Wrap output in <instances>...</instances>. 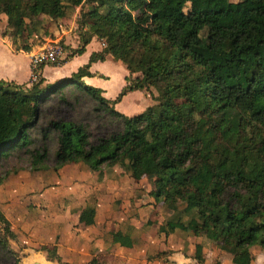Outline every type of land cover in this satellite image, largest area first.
<instances>
[{
	"label": "trees",
	"instance_id": "16d2710c",
	"mask_svg": "<svg viewBox=\"0 0 264 264\" xmlns=\"http://www.w3.org/2000/svg\"><path fill=\"white\" fill-rule=\"evenodd\" d=\"M78 6L86 30L73 55L93 36L107 45L53 83L42 76L31 85L0 80V160L24 153L47 173L54 142L56 170L83 163L103 175L121 165L137 198L146 192L166 207L169 231L198 239L201 261L213 247L230 253L232 264H255L252 248H264V0H0V26L17 50L29 51V40L53 36L49 24ZM109 55L130 72L115 99L83 80ZM133 90L154 103L128 116L115 105ZM60 106L88 109L64 119L54 114ZM73 213L83 228L96 222L94 205ZM0 221V264H20L10 243L16 234L1 211ZM138 233L124 221L105 238L133 248L145 236ZM108 262L93 257L88 264Z\"/></svg>",
	"mask_w": 264,
	"mask_h": 264
},
{
	"label": "rangeland",
	"instance_id": "374dc122",
	"mask_svg": "<svg viewBox=\"0 0 264 264\" xmlns=\"http://www.w3.org/2000/svg\"><path fill=\"white\" fill-rule=\"evenodd\" d=\"M227 1L231 4L238 0ZM78 8L81 12L82 8ZM68 13L67 17H72L75 10ZM56 25L51 23L49 27L53 30ZM32 41L29 40L34 50L43 44L40 40L36 43ZM48 74L52 75L53 71H48ZM56 109L55 116L71 119L88 108L84 106L74 111L60 106ZM48 145L50 158L46 162L47 173L45 170H34L29 156L24 153L0 160V211L14 223L25 221L22 231L15 229L16 238L10 240L11 247L17 250L14 249L20 264H88L93 257L113 264H232L230 253L214 248L204 252L203 261L197 258L194 251L196 239L185 231H169L164 223L168 215L166 207L155 204L146 192L141 193V199L136 197V193L131 199L134 193L131 188L112 187L116 181H111L103 194V181L87 174L84 170L89 168L83 163L66 164L56 170L54 156L57 144L49 142ZM105 174H99L101 180H105ZM96 190L99 194L97 221L94 227L85 230L75 224L69 210L81 203L97 207ZM83 197L87 198L85 202ZM129 214L132 218H128ZM104 215H113L108 224L111 229L119 228L117 223L121 225L124 221L133 224L139 229L137 235H145L141 244L125 248L106 241L100 224ZM117 218H123V221L119 222ZM148 221H151V226L146 232ZM25 241L32 242L31 247L36 251L27 254L18 252L26 246ZM34 241L39 244H33ZM46 248L60 253L63 262L50 259ZM160 251H169L170 255L161 258L158 256ZM252 252L256 257L255 264H264V248L255 247ZM5 264L12 262L6 261Z\"/></svg>",
	"mask_w": 264,
	"mask_h": 264
},
{
	"label": "crops",
	"instance_id": "0c3cea01",
	"mask_svg": "<svg viewBox=\"0 0 264 264\" xmlns=\"http://www.w3.org/2000/svg\"><path fill=\"white\" fill-rule=\"evenodd\" d=\"M80 7V6H79ZM78 7L75 9V13L72 17L66 18L65 20H61L57 25L56 28L53 29V36L47 37L43 43L48 40V39H55L59 34H62V25H67L64 26L65 31H64V37L67 42V45L73 50L79 48L82 44V31L86 30L84 27H79L78 29L74 26L75 23L80 25L79 19L77 18V12H78ZM67 23V24H64ZM62 26V28H61ZM5 27L0 26V80H6V81H14L18 84H30V79L31 75L33 72V67L31 65V53L35 51L31 47L29 51L26 50H17L16 46L14 45L12 39L8 36L4 35ZM103 45L101 43V38L98 36H93L91 41L85 46V50L81 54H74L71 56L66 62L63 64H47L42 67V73L41 76L45 79V83H53L56 82L64 77H69L71 76L74 72H76L80 67L86 65L90 61V57L94 52H99L103 50ZM48 71H53L52 75L48 74ZM90 71L93 73V76H86L83 78V80L92 86L98 87L103 90V95L109 99H115L118 94L122 91V89L127 86L128 80L127 78L130 76V72L127 68V65L121 61V60H116L112 55L107 56L106 60L104 61H97L92 63ZM154 101L151 99V96L149 93H146L145 91L142 90H133L128 92L120 102H118L115 105V108L128 115V116H134L137 114L142 113L144 110H146L150 105H152ZM81 168V167H80ZM87 174L91 175L93 178H98L99 181H103L102 183L104 184L103 186L105 187V192L101 193H106V188H108L109 183L111 181H116L114 186H124V188L128 187L133 190V195L131 197L135 198V188H134V181L130 177L128 173H126V170L123 166H115L113 169L110 171L106 172L104 170L105 174V180H101L102 175L99 176V173L90 171V169L84 170ZM101 189V187H99ZM102 190V189H101ZM100 190V191H101ZM96 196H98V191H95ZM113 192L109 193L112 194ZM85 197V196H84ZM82 198V201H86L87 198ZM98 202H97V216L99 213V196ZM113 198V197H112ZM93 200V199H91ZM104 201V198L102 199ZM86 206L84 203H81V205L73 206L69 210V214L71 217L74 218L75 224H77L79 227L83 228L79 223L78 216L73 213L74 208L78 207H83ZM126 214V213H125ZM104 215L103 220H101L100 224L103 229V236L105 238V234L111 228L108 227V224H110V218L113 215H110L109 217H105ZM132 218V215L129 214L128 218ZM8 218V217H7ZM124 218V217H123ZM123 218H117L119 222L123 221ZM127 218V219H128ZM9 219V218H8ZM10 220V219H9ZM133 220V219H132ZM97 221V220H96ZM13 230L17 231H22L23 228V222L17 223V222H12ZM130 222H132L130 220ZM133 223V222H132ZM96 224V222H95ZM87 226L83 229H88L90 227H94V225ZM120 226V223H117V227ZM195 238V237H194ZM196 239L195 244L198 242V239ZM109 243L113 245H117V243H113L112 241H109L106 239ZM35 243L33 244H39V242L34 241ZM31 243L29 241H25V247L23 249H19L18 252L21 254H27L29 251H36L34 248L31 247ZM120 245V244H118ZM121 246V245H120ZM195 246V245H194ZM123 247V246H122ZM128 248V247H125ZM211 248V247H210ZM213 248V247H212ZM15 249V248H14ZM209 249L206 248L204 252ZM215 249V248H214ZM16 250V249H15ZM218 250V249H216ZM17 251V250H16ZM195 251V247H194ZM222 252L221 250H219ZM59 255L62 258V255L59 253ZM58 261V260H57ZM58 262H63V261H58ZM70 264V263H66Z\"/></svg>",
	"mask_w": 264,
	"mask_h": 264
},
{
	"label": "built area",
	"instance_id": "2783aa9c",
	"mask_svg": "<svg viewBox=\"0 0 264 264\" xmlns=\"http://www.w3.org/2000/svg\"><path fill=\"white\" fill-rule=\"evenodd\" d=\"M77 18L80 20L81 12L78 9ZM63 26V28H62ZM61 30L62 34H59L55 39H48L46 40L41 47L31 53V65L33 67V72L30 79V84H33L39 81L42 67L53 63V64H63L66 62L71 56H73V50L67 45V42L64 37L65 28L62 25ZM77 29L80 25H74ZM101 43L103 47L107 45L105 39L101 38Z\"/></svg>",
	"mask_w": 264,
	"mask_h": 264
}]
</instances>
